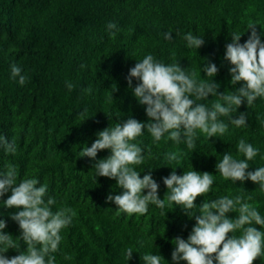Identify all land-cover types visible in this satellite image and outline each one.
Returning a JSON list of instances; mask_svg holds the SVG:
<instances>
[{
    "label": "trees",
    "instance_id": "16d2710c",
    "mask_svg": "<svg viewBox=\"0 0 264 264\" xmlns=\"http://www.w3.org/2000/svg\"><path fill=\"white\" fill-rule=\"evenodd\" d=\"M110 22L117 25L114 38L107 29ZM250 24L256 25L264 43V0H0V136L16 145L15 154L0 148V171L13 164L17 182L37 178L48 185V195L56 201L53 211L75 212L61 232L56 264H144L142 257L149 253L162 256L161 264H175L173 241L187 240L195 219L174 204L164 209L150 204L144 215L118 212L106 198L122 189L114 179L95 177V161L79 157L80 152L91 146L99 131L128 117L148 121L145 106L132 91L139 81L133 78L129 87L126 79L147 54L166 65L179 63L187 73L195 72L198 80L213 79L220 93L242 87L243 82L231 84L232 65L224 57L231 35L243 34L240 43H244L251 34ZM189 32L203 38V46L190 49L184 40ZM166 33L172 38L165 39ZM208 63L218 68L213 78L202 71ZM12 64L27 77L24 85L11 77ZM67 83L73 85L71 90ZM215 99L200 102L210 107ZM240 113L247 114L246 126L229 123L222 137L210 139L198 133L194 150L167 139V134L154 141L145 129L137 142L150 147L151 155L136 170L141 178L151 172L161 199L167 192L163 178L173 168L177 175L191 168L208 172L215 176L212 191L198 197L197 206L205 199L241 194L243 189L264 216L259 186L250 180H225L215 167L225 152L243 159L236 149L241 138L259 149L247 171L264 166V98L251 106L245 101L233 118ZM220 119L228 123L227 117ZM168 152L182 153L181 159L169 165L164 159ZM110 155V150H101L96 159ZM10 194L0 197V219L6 222L3 232L18 238L21 231L11 219L18 210L3 204ZM25 248L21 241V251ZM128 248L134 251L129 261ZM18 254L16 249L4 253L8 258ZM65 255L72 259H64ZM254 264H264V257Z\"/></svg>",
    "mask_w": 264,
    "mask_h": 264
},
{
    "label": "clouds",
    "instance_id": "9594fccd",
    "mask_svg": "<svg viewBox=\"0 0 264 264\" xmlns=\"http://www.w3.org/2000/svg\"><path fill=\"white\" fill-rule=\"evenodd\" d=\"M116 28L115 23L107 25L113 38ZM248 29H251V34L244 43H240L243 34L231 35L232 42L226 44L224 57L232 65L229 69L231 84L243 82L242 87L220 93L219 84L213 79L198 80L195 72L187 73L179 63L166 65L147 54L129 70L126 79L129 87L133 78L139 81L132 91L139 104L145 106L148 121L145 123L128 117L99 131L91 146H83L80 152L79 157L95 161V177L114 179L116 186L122 189L120 194H109L106 198L114 202L118 212L129 216L144 215L150 204L160 209L174 204L181 207L189 218L195 219L187 240L176 237L173 241L175 248L171 258L175 264L180 261L186 264H254L257 258L264 257V216L249 202L252 197L243 195V189L241 194L205 199L197 206V198L206 197L212 191L214 175L192 168L184 171L183 175H177L172 167L174 170L170 175L163 178L167 192L161 199L159 184L151 172L141 178V172L136 170V166L143 164L151 155L150 147H142L137 142L145 129L154 141H160L167 134V139L176 144L183 142L188 149L194 150L198 133L210 139L222 137L228 131L229 123L237 128L246 126V113H240L237 118H233V114L245 101L247 106H251L258 98H264V43L255 24H250ZM171 38V33L165 34V39ZM184 40L190 49L197 50L204 44L203 38L191 32L184 36ZM202 71L206 77L213 78L218 68L214 63H208ZM11 77L18 78L20 85L27 80L16 64L11 65ZM66 86L69 90L73 88L71 83ZM210 96L216 98L210 107L200 102ZM220 117H227L228 123ZM0 148L6 154H15V141L0 136ZM106 149L111 155L97 160L98 152ZM236 149L243 159L225 152L215 166L217 172L233 183L250 180L264 193V166L247 171L249 162L257 157L259 149L244 138L238 141ZM181 156L180 152H168L164 159L170 165L179 161ZM5 167V171H0V197L11 192L3 204L6 208L18 210L11 219L17 222L21 234L14 238L3 232L6 222L0 219V264H56L54 254L59 251L63 239L61 232L71 224L75 212L71 208L53 211L56 201L48 195L47 184H41L37 178H24L17 182L16 167L11 163ZM145 190L147 194H144ZM228 213H235V217L229 218ZM21 241L26 246L22 251ZM9 249H16L19 254L8 258L4 253ZM133 252L132 248L125 250L127 261L132 259ZM64 259L71 260L72 256L65 255ZM142 259L144 264H161L164 258L149 253Z\"/></svg>",
    "mask_w": 264,
    "mask_h": 264
}]
</instances>
